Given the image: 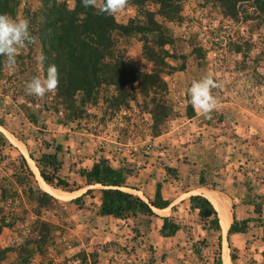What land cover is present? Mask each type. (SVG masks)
<instances>
[{"label": "rangeland", "instance_id": "obj_1", "mask_svg": "<svg viewBox=\"0 0 264 264\" xmlns=\"http://www.w3.org/2000/svg\"><path fill=\"white\" fill-rule=\"evenodd\" d=\"M179 3L176 20L155 16L174 39L166 47L169 68L162 75L167 85L162 99L170 115L156 134L148 114L151 103L145 106L135 89H128L134 91L127 99L128 106L119 107L108 102L109 89H102L94 104L79 105L77 95L73 109L59 105L56 92L43 99L26 95L25 84L41 73L40 34L45 29L43 17L35 19L39 1L18 0L11 17L28 19L38 43L20 53L15 72L8 71L0 58V135L5 141H0V251H4L0 264H215L216 259L222 264L224 242L229 259L232 253L236 256L234 263L230 259L232 264H264L260 227L251 223L245 234L226 237L221 236L222 231L203 230L197 214L189 211L190 196L183 194L196 186L210 190L228 207L231 223L233 214L238 221L256 218L248 202L257 197L264 218V15L249 3L237 5L235 19L216 0ZM67 6L73 9V1H67ZM145 9L156 13L158 6L147 3ZM114 17L125 24L138 17V8L128 6ZM113 39L117 50L141 70L151 71L139 36L115 34ZM207 74L218 84L213 90L218 106L211 119L200 116L186 96L192 82ZM31 114H36L35 124L30 122ZM12 137L37 161L42 154H53L61 147L58 177L65 185L56 189L73 196L64 200L54 197L56 203L38 208L27 193L39 188L38 184L21 154V145L17 143L19 149L13 144ZM103 152L112 153L116 161H121L117 156L124 153L142 159L129 170L126 189L139 190L144 179H158L161 173L170 177L172 187L163 195L175 200L170 216L180 230L173 237H161L155 217L146 233L142 221L97 214L100 187L85 186L78 171L83 160ZM21 156L26 167H22ZM172 161L189 164V175L196 176L197 182L188 185L187 168H170ZM165 167L172 171L166 173ZM46 171L51 172L50 168ZM88 189H92V197H84L82 205L71 202ZM144 194L139 197L149 201ZM37 221L49 226L42 228Z\"/></svg>", "mask_w": 264, "mask_h": 264}, {"label": "trees", "instance_id": "obj_2", "mask_svg": "<svg viewBox=\"0 0 264 264\" xmlns=\"http://www.w3.org/2000/svg\"><path fill=\"white\" fill-rule=\"evenodd\" d=\"M40 9L36 12V21L43 17L45 31L42 36L43 55L47 58L44 64L46 70L50 64H55L59 71V87L56 90V99L59 105L65 109H73L76 96L80 95L79 105L94 104L102 89L111 90L108 102L113 107L128 106L127 99L131 93L128 89H135L144 98L145 106L151 105L148 114L151 115L154 133L159 134L158 126L170 115V108L165 104L162 95L167 90V85L162 78L165 70L169 68L167 46L173 44V37L167 27L155 19V16L166 20H176L180 13L179 0H128L129 6L138 8V17L131 18L127 23H118L114 16L96 15L92 8L82 7L81 0H38ZM67 1H73L74 8L69 9ZM232 18L238 15V6L251 4L252 7L264 15V0H216ZM147 3L158 6L154 13L146 8ZM18 6V0H0V14L14 15ZM123 37L137 35L142 42V55L150 64L151 71H143L122 51L116 49L113 35ZM2 58V57H0ZM1 64V63H0ZM1 69V66H0ZM160 96V99L157 97ZM148 100V101H147ZM191 110V109H190ZM75 113L76 110H73ZM192 113L190 114V116ZM80 114L77 118H80ZM37 121L36 114H31L30 122ZM0 126L3 124L0 122ZM0 135V141L5 142ZM61 147L55 148V153L42 154L37 164L39 175L43 181L53 188L61 187L65 183L58 177V171L62 163L58 153ZM22 167H26V160L21 156ZM50 168L51 172H47ZM165 172L172 170L165 167ZM29 172V175L33 174ZM78 175L83 179L85 186H100V204L97 214L109 216L116 220L125 221L132 219L146 223L145 232L150 230V220L154 217L153 208L164 209L169 206V201L162 197V187L156 184L154 197L145 201L141 197L122 190L127 187V179L131 172L122 167H113L109 161L99 158L89 169H80ZM38 184L37 180L35 179ZM201 185V181L199 182ZM39 187V184H38ZM40 188V187H39ZM28 189V198L35 202L38 208L49 207L57 200L44 192L41 188ZM67 188V185H66ZM71 191V190H69ZM86 196L92 197V189H88L81 196L71 200L72 203L82 205ZM257 197H252L248 205L253 207L254 219L238 221L233 214L227 234H245L250 224L262 229L261 241L264 246V218L262 215V202H257ZM189 211L195 212L202 224L203 230L221 231L219 217L212 203L204 196L192 195L188 198ZM172 213L175 211L171 207ZM40 227L49 225L39 222ZM1 229V228H0ZM180 230V226L172 217L162 218L159 228L161 237H173ZM134 233L139 230L134 228ZM222 238L219 236L218 245ZM37 249V247H36ZM234 251V250H233ZM4 251H0V261ZM264 258V250L262 252ZM234 263L236 256L230 255ZM24 261L22 264H26ZM215 264H220L216 259Z\"/></svg>", "mask_w": 264, "mask_h": 264}, {"label": "clouds", "instance_id": "obj_3", "mask_svg": "<svg viewBox=\"0 0 264 264\" xmlns=\"http://www.w3.org/2000/svg\"><path fill=\"white\" fill-rule=\"evenodd\" d=\"M82 7L92 8L96 15L115 16L125 10L128 0H81ZM38 43V38L30 32V21L20 18L13 19L8 14H0V57L4 67L10 71L17 70V57L32 45ZM46 57L41 54L39 64L41 73L25 84V93L37 99H43L48 93H55L59 87V71L55 64H44ZM218 87L211 74L194 80L186 91L188 102L202 117L211 119L212 112L218 106V99L213 90Z\"/></svg>", "mask_w": 264, "mask_h": 264}, {"label": "crops", "instance_id": "obj_4", "mask_svg": "<svg viewBox=\"0 0 264 264\" xmlns=\"http://www.w3.org/2000/svg\"><path fill=\"white\" fill-rule=\"evenodd\" d=\"M69 141H71V140H69ZM65 142H66V140H65ZM66 147H67V144H66ZM111 156H112V153L109 154L108 152H103V153H101V155L95 156V158L92 160H87V159L83 160L84 162L80 163V165L84 169H89L94 162L99 160V158H104V159L108 160L110 165L115 167V168L122 167V168H125L127 170H130V169L137 167L139 164V159H141L140 156L137 154H135V155H133V154L127 155L125 153L120 154L117 157L119 159V157L121 156L120 157L121 161H116L117 158H114L115 160H112ZM88 161H90V162H88ZM199 161H201V160H199ZM172 162L173 163H171L169 165L170 168L177 169L179 171H180V169H184V167L187 168L186 170L185 169L184 170L187 172L186 175H187L188 181H186V182L188 183V185H191V184L194 185V183L197 182L195 180L196 176H190L189 175L190 174V165L189 164H185L183 162H181V163L175 162V161H172ZM130 178H131V176L128 177V179H130ZM148 179L149 180H147V179L143 180V184L140 186L139 190L126 189V188H123L122 190H124L125 192H128V193L137 195V196H139V194L143 195V193H145L144 197L148 200H152L154 197L156 184L160 183L161 187H162V197L164 200H167L170 203L169 206L167 208H164V209L153 208V211L155 214L154 217L157 219V223H158V226L160 228V226L162 224V218L169 217L172 214L171 206H173L175 204V200L170 199L172 195L168 194V195H166V197L163 195L168 190L169 187H172V185H171L172 180L170 179V177L168 175H166L164 173H161V175L158 179L153 180L151 177H149ZM191 179H192V181H191ZM96 186H98V185H96ZM202 190L210 191L204 187L196 186V187L190 188V190L187 193H183V194L187 195V197L192 196V195H198V193H196V191L198 192V191H202ZM179 191H181V190H179ZM199 195L203 196L201 194H199ZM102 217L110 218L109 216H102ZM114 220H116V219H114Z\"/></svg>", "mask_w": 264, "mask_h": 264}, {"label": "bare ground", "instance_id": "obj_5", "mask_svg": "<svg viewBox=\"0 0 264 264\" xmlns=\"http://www.w3.org/2000/svg\"><path fill=\"white\" fill-rule=\"evenodd\" d=\"M12 143L17 145L18 141L16 139H14L12 137ZM20 144V143H18ZM21 145V144H20ZM17 147L19 149H21L18 145ZM22 149L21 152L22 154L27 158L28 161V165L32 171V173L35 176V179L37 180L39 187L44 191L47 192L48 194H50L51 196L64 200V199H69L73 196L74 193L72 192H64L61 190H58L56 188H53L51 186H49L48 184H46L43 179L40 177L38 169L36 168L34 162L28 157L26 150L24 149V147L21 145ZM200 193H202L201 195H203L204 197H206L214 206V208L216 209L217 213H218V217H219V224L221 227V231L222 234L221 236L226 237L227 235V231L228 228L230 226L231 223V214L230 211L228 209V207L226 205H224V203H222L218 198L215 197L213 192L210 191H206V190H202V191H198ZM197 193V191H196ZM222 264H232L230 259H229V255H228V248L226 246V243H223V253H222Z\"/></svg>", "mask_w": 264, "mask_h": 264}, {"label": "built area", "instance_id": "obj_6", "mask_svg": "<svg viewBox=\"0 0 264 264\" xmlns=\"http://www.w3.org/2000/svg\"><path fill=\"white\" fill-rule=\"evenodd\" d=\"M36 106H37V104H36Z\"/></svg>", "mask_w": 264, "mask_h": 264}]
</instances>
